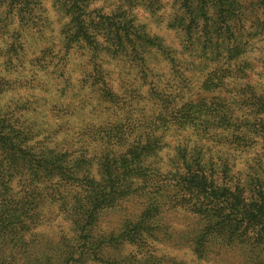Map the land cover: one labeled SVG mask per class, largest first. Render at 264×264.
<instances>
[{"label": "trees", "instance_id": "1", "mask_svg": "<svg viewBox=\"0 0 264 264\" xmlns=\"http://www.w3.org/2000/svg\"><path fill=\"white\" fill-rule=\"evenodd\" d=\"M45 1L57 24L43 0H0V67L24 68L36 32L33 61L62 68L87 119L54 143L30 101L0 103V198L23 213L20 238L49 204L66 231L38 257L55 264H264V0H172L175 46L137 20L162 0Z\"/></svg>", "mask_w": 264, "mask_h": 264}, {"label": "rangeland", "instance_id": "2", "mask_svg": "<svg viewBox=\"0 0 264 264\" xmlns=\"http://www.w3.org/2000/svg\"><path fill=\"white\" fill-rule=\"evenodd\" d=\"M116 2L117 0H96L94 6H101L105 11H109L111 5ZM162 2L165 4L164 11L155 16H150L142 8L135 9L137 20L146 24L151 33L161 36L166 43L175 46L177 42L175 33L165 27L172 0H162ZM42 5L46 9L50 20L54 24H57L56 16L52 13L48 1L43 0ZM25 38L26 40L28 39L29 43L26 42L29 46L25 43L26 50L22 62L24 68H18L17 72L9 74L0 67V77L11 81L15 80L13 81L15 88L4 92L2 95L0 94V103L6 104L18 100L30 101L33 104L32 106L36 108V111L34 113H27V111L22 110L21 112L25 115V118L29 122L35 121L39 123L40 125L38 126L40 128H50L52 131V141L54 143H61L62 140L68 139L69 136L76 133L83 120L86 121L87 116L85 114L87 111H85V114L83 112H76L74 108L77 107L78 103L72 96H66L69 91L65 95H62L63 92L60 89L64 86V80L63 77H58V72L62 68L55 67L56 72H53L50 67L40 68L33 61V58L39 55V49L44 46V41L47 43L48 41L31 30L25 34ZM259 43L263 46L264 40ZM259 43L256 49L250 53V60L254 63L258 58V51H260L258 50ZM71 69L72 66L69 64L68 66H64L63 70L68 73ZM81 76L80 70L73 72V84L77 86V89L80 86L79 78ZM117 84L118 81L115 80L114 85L117 86ZM119 92L123 94V89L119 90ZM70 103H72L71 107L64 113H58L55 109L57 108L61 111L64 106H68ZM16 114H18V111H16ZM168 140L170 143L175 141L170 137H168ZM2 188V185H0V189ZM20 188V186L16 185L14 186V191ZM15 203L16 200L0 198V223L4 221L6 223L5 230L0 232V264H22L23 260L21 258L25 257L26 254H33L39 258L35 259L37 260V264H55L53 257L49 258L48 255L44 257L38 256L49 247L50 243L57 241L58 236L66 231V225H64L61 213L58 212L55 206L46 204L42 208L41 225L35 228H27L23 231V237L20 238L16 227L22 226L19 217H22L23 213L21 211L16 212V209H13ZM9 239L11 240L9 241ZM46 251H50V249L48 248ZM187 257L190 258L189 255ZM77 264L88 263L81 261Z\"/></svg>", "mask_w": 264, "mask_h": 264}]
</instances>
